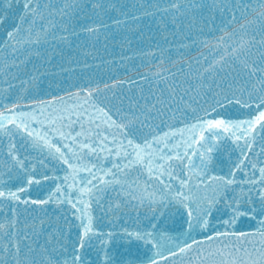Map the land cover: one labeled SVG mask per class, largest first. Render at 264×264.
Instances as JSON below:
<instances>
[{
  "label": "snow or ice",
  "instance_id": "1",
  "mask_svg": "<svg viewBox=\"0 0 264 264\" xmlns=\"http://www.w3.org/2000/svg\"><path fill=\"white\" fill-rule=\"evenodd\" d=\"M0 264H264V0H0Z\"/></svg>",
  "mask_w": 264,
  "mask_h": 264
},
{
  "label": "water",
  "instance_id": "2",
  "mask_svg": "<svg viewBox=\"0 0 264 264\" xmlns=\"http://www.w3.org/2000/svg\"><path fill=\"white\" fill-rule=\"evenodd\" d=\"M101 49H103L102 46H101ZM109 51H110V53H109ZM120 56H121V51H119L115 47H110L107 52H105L103 50L100 58L95 63V65H102V67H100L99 69H96V67H94L93 71H99L100 75L104 76L105 79H108L107 78L108 73L106 71L108 66L112 63L113 60H115L116 62L119 61ZM93 62H94V59L89 57V64L92 65ZM140 64H141V61L139 59L134 61V70H133L134 73H135V68L139 67ZM144 70H145L144 68H140V71H144ZM113 71H114V69H112V72ZM108 75L110 76V74H108ZM105 223H106V221H105Z\"/></svg>",
  "mask_w": 264,
  "mask_h": 264
}]
</instances>
